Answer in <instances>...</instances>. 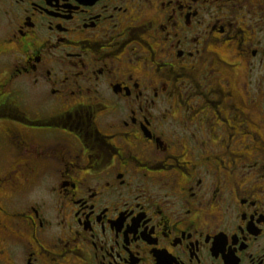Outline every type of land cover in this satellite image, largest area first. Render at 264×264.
<instances>
[{"label":"flooded vegetation","instance_id":"af4514ba","mask_svg":"<svg viewBox=\"0 0 264 264\" xmlns=\"http://www.w3.org/2000/svg\"><path fill=\"white\" fill-rule=\"evenodd\" d=\"M0 147V264H264V0H0Z\"/></svg>","mask_w":264,"mask_h":264},{"label":"rangeland","instance_id":"374dc122","mask_svg":"<svg viewBox=\"0 0 264 264\" xmlns=\"http://www.w3.org/2000/svg\"><path fill=\"white\" fill-rule=\"evenodd\" d=\"M31 108V107H30ZM0 149H2V147H0Z\"/></svg>","mask_w":264,"mask_h":264}]
</instances>
